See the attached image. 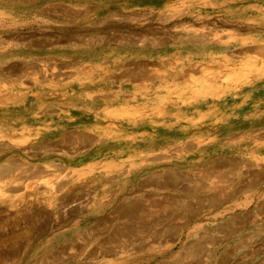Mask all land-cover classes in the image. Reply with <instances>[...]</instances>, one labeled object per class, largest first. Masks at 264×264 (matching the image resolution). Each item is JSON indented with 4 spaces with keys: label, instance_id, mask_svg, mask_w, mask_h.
Returning a JSON list of instances; mask_svg holds the SVG:
<instances>
[{
    "label": "rangeland",
    "instance_id": "1",
    "mask_svg": "<svg viewBox=\"0 0 264 264\" xmlns=\"http://www.w3.org/2000/svg\"><path fill=\"white\" fill-rule=\"evenodd\" d=\"M100 2L113 6L107 11L100 10L99 13L91 16L92 21L107 17L117 20L123 18V14H128L142 18L143 23L151 22L152 28L162 30V32L160 31L162 36L174 32L182 36L183 41H179L177 38H174L176 41H173L170 35L169 40L163 44L147 45L149 47L146 46L142 50L151 52V55L143 56L147 59H134L155 62L154 65L149 64V67H159V71L169 67L177 68L176 70L182 68L183 72L185 70L188 74L185 79L179 80L178 89H184L179 98L169 95L165 91L163 86L166 81L162 78L150 80L146 85L139 84L137 86L138 81L132 82L127 77L117 78L111 75L119 74L125 68L133 67L128 64L120 66L119 69L111 67L112 70L109 69L110 67L106 68V63L96 66L93 69V72L95 71L93 81L84 84H78L68 78L63 79V76H60L63 80H58L57 87L51 88L48 85L35 83L33 77L38 76L42 79L47 76L45 74L46 66L40 64L39 61L48 62L49 66L52 63L57 65L56 71L59 69L67 71V68H60L63 61L76 60L98 64L105 60L99 59L104 55L100 50L105 51L106 48L105 53H107L109 50L107 48H112L114 43L107 45L101 41V45L97 46L95 50L89 51L90 57L86 56L84 50H80L79 53L61 49L47 51L46 44V41H49L46 39L50 38V36L47 37V33L52 32L57 37L64 35L60 30L61 24L65 23L60 18L63 10L82 9L84 6L93 7ZM121 4L126 7L121 9ZM177 8H181L184 12L200 13L202 18L199 20L201 21L187 15L185 21L189 27L181 32L175 31L174 28H170L166 24L163 25V17H169ZM41 9L49 10V14H38L37 11ZM0 10L11 15V17L7 16L3 19L5 22L3 26L0 25V97L4 93L9 97L4 104L0 102V164L7 165L13 176H18L20 172L19 169H16L18 167L13 163V160L29 165L44 166L45 164L49 166L47 171L49 174L45 178H54L55 176L58 178L55 179L63 182L61 179H71L73 174L72 176L77 177L71 180V186L73 188L84 187L74 191L71 194L72 201L64 204L59 201L57 203L46 201L44 197L47 193H43L38 199L32 201L25 200L24 203L21 201V196H13L18 201V206L23 204L25 211L28 208L27 213L30 209L35 210L36 208V210L44 209V213L41 210L43 214L36 218L32 224L25 223V221L19 222L21 218L4 221L5 224H0V236L17 230L22 222L30 228L38 227L47 230L49 236L42 235L37 238L36 242L30 245L26 253L23 254L25 255L23 257L21 256L23 247L19 249L20 241H15L16 243L0 241V264H26L28 261H30L29 264H39L36 262L38 254L50 253L48 239H64L70 235L68 222L60 220V213L63 210L76 209L77 206H79L78 210L81 208L80 211H77L78 216L71 224L75 227V236L82 234V239L91 237L89 235L91 227L98 223L97 220L101 215L99 211L104 208L103 206H106L104 202H110L108 205L110 208L108 206L107 208L111 211L118 206H129L135 199L142 200L150 207L152 205L145 197L148 194L153 195L157 201L161 200L164 193L177 194L179 191L177 189L163 190L154 185L143 184L145 178L161 179L164 170L184 173L194 180V183L203 182L209 186L213 181L202 175L201 168L205 164H210L211 161L214 162L216 157L229 158L238 162L236 165L221 168L219 174H224V177L218 186L226 189L229 187L235 189L241 186L245 192L240 195L235 194L236 198L224 206L213 205L214 207L209 206L211 203L207 201L206 197L212 191L208 193L205 190L189 192V196L187 194L185 198H188L196 207L192 206L184 211L186 214L199 213L198 220L203 222L221 223L228 219L245 222L248 224L243 237L245 240L233 238L227 240L222 231L214 232L216 240L211 238L212 234L206 233L205 237L199 236L196 239L204 244V251L198 255L184 257L178 264H264V73H262L264 64L260 60L257 61V57H255L262 55L245 51L256 46H262L264 49V0H32L30 3L22 4L18 1L12 3L0 0ZM151 15L152 18H156H148ZM14 20L16 22L14 24L9 22ZM9 24L11 27H6L10 26ZM108 28L118 30L112 26ZM117 30L110 29L109 31L115 34ZM201 30L205 32H201ZM207 31L211 32L210 38L215 34L220 37L221 41H218L217 38H204L192 42L189 39L193 33H207ZM6 36L11 38L7 39ZM51 38L55 39L56 37L51 36ZM14 42L18 43V47L12 45ZM37 42L40 43L37 44ZM67 43L69 42H57L61 46L67 45ZM32 49H40L42 53ZM126 49H120L115 55L120 52H128L135 57L134 48L131 51ZM158 55L161 56L158 57ZM108 58L110 57L106 59ZM168 59H173L175 63ZM243 62H251L252 66L250 63L243 66ZM28 63L30 67L22 71L17 70ZM195 64L204 66V69L199 71L195 68L197 67ZM211 69L217 77L218 75L221 77L220 74L225 73L223 75L228 78L232 74L233 76L229 77L231 82L229 79L219 82L207 79ZM208 70L210 71L208 72ZM87 75L82 74L80 77L84 78ZM106 76L107 78H105ZM195 79H197L196 82H194ZM49 82L46 80L44 83ZM64 82L70 84L62 86ZM169 83L173 88L175 87L173 84L177 82L169 79ZM136 87H144L146 89L144 94L147 96L136 92ZM205 89L209 91L207 96L196 95ZM115 90L119 92V96L113 102L104 99V92L109 94L116 92ZM37 92H44V95L39 97L35 94ZM132 95H135L136 98L134 99ZM160 95H165L166 98L171 97L176 101L175 103L168 102L167 107L163 108L160 104L162 102ZM191 100H194L193 104H191ZM125 102L138 107L137 110L129 113L137 121L132 124L125 117L118 118L114 120L118 126L116 128V126L110 125L114 116H109L111 114L105 113L104 110H109ZM177 115L182 118H177ZM181 128H186L187 133L181 131ZM79 133L87 134L90 141L86 140L87 137H77L80 135ZM197 142H199L198 146L195 144ZM189 145L193 147L189 148ZM49 146L52 148L50 149ZM32 151H34L33 154H30ZM78 151L80 152L77 153ZM112 163L121 165V168L118 167V170L105 168L108 166L107 164L112 166ZM50 170L53 171L50 172ZM76 173L79 174L76 175ZM68 174L69 176H67ZM65 177L68 179H63ZM12 179L15 177L10 178V183H6V187L15 184V182H11ZM55 179H52L53 185L60 183ZM77 181L81 183L77 184L79 183ZM101 181H103L102 184ZM184 182L186 181L184 180ZM2 184L3 180L0 182V186ZM44 186V183L40 184L41 189L46 188ZM53 189L55 188H52V191ZM23 190L16 193L20 195ZM64 191H57L55 194L60 195ZM79 197L83 199L81 203L78 201ZM16 207L9 203L0 204V215L11 218L13 217L11 215L17 211ZM92 209L98 210V213H93ZM184 219L187 220L186 215L180 218V220ZM119 223V221L112 223V226L108 228V233H114V226ZM202 240H205V243ZM234 244L237 247L234 253L221 254L223 249L234 246ZM180 246V242L177 241L174 252L180 251ZM16 250L17 252H15ZM67 251V254L64 253L65 255L73 250ZM18 255L19 257H17ZM162 259L155 257L146 261L134 260L130 264H159L163 262ZM170 261L167 257L164 259L166 263ZM170 263L176 264L172 261Z\"/></svg>",
    "mask_w": 264,
    "mask_h": 264
},
{
    "label": "bare ground",
    "instance_id": "2",
    "mask_svg": "<svg viewBox=\"0 0 264 264\" xmlns=\"http://www.w3.org/2000/svg\"><path fill=\"white\" fill-rule=\"evenodd\" d=\"M6 1H11L12 3H14L15 1H18L19 3L22 4V3H30L32 0H6ZM134 1H136V0H134ZM111 6H113V5L100 2V3H97L96 5H93V7H90V6L85 7L84 6V8H82V9L81 8H79V9H65V10H63L62 14L60 15V18L65 22L64 24H61L62 26L60 27V30L63 31L64 35L61 37H57L52 32H49L46 35H47V37L50 36V38L46 39L44 37L46 40H49V41H46V44L48 46L47 51H52V49H61V50H65V51L69 50V51H72L75 53H79L80 50H84L86 52V56H89V57H90L89 51H91L93 49L95 50L97 48V46L101 45V41H104L102 43L107 44V45H111L114 43V45H112V48H107V49H109L107 53H105L106 48H105V51L100 50L101 52H103L104 55H102V57L99 59H101V60L105 59V60H103L104 62L101 61L98 64H92V63L87 62V61H82V62H78L76 60H69L68 62L63 61V63L60 64V68L61 67L67 68V71L60 70V69H59V71H56V69H58L57 65L52 63V65L49 66L48 62L42 63L39 61L40 64L46 66L45 74L47 76H44L45 78H42V79H40L38 76L33 77V78H35L34 79L35 83L40 84V85H43V84L48 85L49 87L53 88V87H57L56 85L59 83V81L63 80L64 78H68L71 81H76L78 84H84L85 82L93 81V79L95 77V75H94L95 71L93 72V69L96 66H102V64L106 63L105 64L106 68L110 67L109 69L112 70V68L119 69V68H121L120 66H124L125 64H128V65H132L133 67H128L127 69L125 68L119 74H116V75L111 74V75H114V77L116 76L117 78L124 76V77H127V79L131 80L132 82L138 81L136 83L137 86L139 84L146 85L150 80L162 78L163 80L166 81L165 82L166 84L163 86L166 89L165 91L168 92L169 95H175L177 98H179L184 92V89H182V88L178 89V87H179L178 85L180 84L179 80L185 79V76H187L186 74H188V73L185 70L183 72V71H181L182 68H180L179 70H176L177 68L173 69L174 67L168 66L169 67L168 69H165L163 71H159V67H149V64L154 65L155 62H152V61L147 62V61H142V60L136 61L134 59H141V58L147 59V58H144L143 56L151 55V52L148 53V52H144V50H142L143 48H146L147 45L158 46L160 44L167 42L170 37H172L173 41H176V40H174V38H177V40H179V41H183L184 39L182 38V36H179L178 33H176V32L170 33L171 36L169 35V33L166 34L165 36H162L160 33V31L162 32V30H159L157 28H152L150 26L151 22L143 23L142 18L137 17V16H129L128 14H123L124 15L123 18H118L117 20H114L112 18L107 17L105 19H101V20L98 19V20L92 21L91 16L95 15L96 13H99L100 10L107 11L110 9ZM46 7H47V5H46ZM125 7L126 6H123L122 4L120 5L121 9H124ZM170 9H172V7H170ZM166 10H168V9H166ZM48 11L49 10H47V9H41V10L37 11V13L40 15H45V14H49ZM91 11H92V13H91ZM151 11H153V10H151ZM158 12H159V10H158ZM187 15H191L188 17H193L194 19H198V20L200 18H202V17H200V13L194 14L192 12H184L181 8L180 9L177 8L173 11V13L169 17H163L162 23H163V25L166 24L167 26H170V28L171 27L174 28L175 31L178 30L179 32H181L182 30L184 31L185 29H187V27H189V25L186 24V21H185V17H187ZM7 16L11 17L10 14L7 15L0 10V18H1L0 22L2 21L0 23V25L3 26V24L5 23L3 19ZM206 16H209V15H206ZM113 17H114V15H113ZM149 17L151 19L156 18V17L152 18V15L148 16V18ZM199 21H201V20H199ZM229 21H231V20H229ZM9 22H11L12 24L16 23L15 20L9 21ZM48 23H49V21H48ZM207 23H209V22H207ZM34 24H36V23H34ZM31 25H32V23H31ZM43 26H41V27H43ZM111 26L118 28V30L113 29V28H108ZM6 27H11V25L10 26L7 25ZM258 28H260V27H258ZM110 29L114 30V31L117 30V33L112 34L109 31ZM202 31L203 30H201V32ZM203 32H205V31H203ZM54 33H56V32H54ZM210 33L211 32H209V31H207V33H200V32H198V34L193 33L192 35H190L189 39L192 42H197V41H200L201 39H204V38H210L209 37ZM214 33H215V31H214ZM51 36H54V38L55 37L56 38L52 39ZM216 36L217 35L213 34V36H211L212 38H210V39H216L217 38L218 41H221L220 37L219 36L216 37ZM6 38L9 39L11 37L6 36ZM58 41H64V42L66 41L69 43H67V45L61 46V45L57 44ZM39 43L37 42V44H39ZM12 45H16L18 47V43L14 42V43H12ZM147 47H149V46H147ZM125 48H127L126 50H130V51L134 48L135 49V57L131 56L128 52H126V53L120 52V54L118 53V55H115L116 52L120 51V49L123 50ZM32 50L42 53V51H40V49H38V50L32 49ZM245 51H247V52L249 51L251 54L256 53V54L262 55L261 57H258V56H255V57H257V61L260 60L262 62V64H264V49L262 48V46L252 47V48H249V50L247 49ZM43 52L45 53L46 51H43ZM159 56H161V55H158V57ZM107 57H110V58H108L110 60L106 59ZM258 58H260V59H258ZM94 60H95V58H94ZM172 60L168 59V61H170V62ZM173 62L175 63L174 60H173ZM247 63L248 64L250 63V65H251V62H243L242 65L244 66ZM158 64H160V63H158ZM233 66H236V65H233ZM28 67H30L29 63L24 65V66L22 65L17 70L22 71ZM203 67L197 66L195 68L199 69V71H200ZM106 68H104V69H106ZM171 69H173V70H171ZM17 70H15V71H17ZM209 71L210 70H208V72ZM233 73H235V72H233ZM262 73H264V72H262ZM82 74H88V75H87V77L81 78L80 76H82ZM223 74H225V73H223ZM223 74H220L221 77H219V75L217 74L218 75V77H217L215 74L212 73V69H211V73H208L207 79H209L211 81L218 80L217 82H219L220 80L221 81L226 80V79L228 80L229 77L232 75V74L230 76L228 75L229 77L227 78V76L226 75L224 76ZM189 75H190V73H189ZM222 75L224 78L222 77ZM60 76H63V79H61ZM109 77H110V75L108 76V78ZM236 77H237V75H236ZM105 78H107V76ZM237 78H239V77H237ZM169 79H173V80H175V82H177L176 84L175 83L173 84V85H175V87L172 88L171 84L169 83ZM46 80H48L50 82L45 84L44 82ZM196 81H197V79L194 80V82H196ZM235 81H237V80H235ZM230 82H231V80H230ZM69 84L70 83H68V82H64L62 86H66ZM135 89H136L135 90L136 92H141L140 93L141 95L147 96L144 94L146 91V89L144 87H136ZM210 89H212V88H210ZM35 94L38 95L39 97H41L44 95V92H37ZM157 94L158 93L156 92V95ZM208 94H209V91H207V89H205V90L199 91V93L196 95L207 96ZM103 95L105 96V98H104L105 100H107L109 102H113L116 99V97L119 96V92L116 91V92H112L109 94L108 93L105 94V92H104ZM132 96L134 99L136 98L135 95H132ZM164 96L160 95V101H162L160 104L162 105L163 108L167 107L168 102L175 103L176 100L174 101L173 98H171V97L166 98ZM191 98L193 99V97H191ZM7 99H9V97L7 94L4 93L2 95V97H0V102L4 104V102H6ZM183 102H185V101H183ZM190 102H191V104H193L194 100H191ZM154 107H156V106H154ZM137 108L138 107L136 105L133 106L132 104L130 105L128 102H125V103L119 104L116 107H112L109 110H104V112L111 114L109 116H114V119L111 121L110 125L116 126V128H118V126L116 125V123L114 121L115 119H118V118L125 117L131 123L132 122L134 124L136 123V121H137L136 118H134V116H132L131 114L129 115V113L131 111L137 110ZM160 111H163V110H160ZM157 115H159V114H157ZM177 118H182V117L177 115ZM239 122H241V121H239ZM180 130L183 131L184 133H187L186 128H181ZM79 134L80 135H77V137H81V138L87 137L86 140L89 139L88 138L89 136H87V134H84V133H79ZM96 137H98V136H96ZM116 137L121 138L119 136H116ZM128 137H130V136H128ZM89 141H90V139H89ZM195 144L198 146L199 142H197ZM192 147H193L192 145H189V148H192ZM51 148L52 147H50V149ZM181 149H182V147H181ZM33 152L34 151H32V153H30V154H33ZM79 152L80 151H78L77 153H79ZM13 163H15L17 165L18 168H16V169L20 170L18 176L11 175L12 172L11 173L9 172L10 169L7 167V165L0 164V182L3 180V184H2V186H0V204L9 203L10 205H13L14 207H16V206H18V201H16V199L13 196H21V198H22L21 201L24 203L25 200H31L32 201L34 199H38L43 193H47V195L44 197L46 199V201H48L50 203H57L59 201L60 203L64 204V203H68V202L72 201L71 194L74 191L81 190L84 188L83 186H79L78 188H73V186H71V184H70L71 180H73L74 178L77 177L75 175L72 176L73 174L71 175V179L66 178L67 176H69V174L67 176L64 175L66 177L63 179H68V180H62L61 179V181H63V182H60V180L58 181L57 180L58 178L55 176H54V178H50V177L45 178V176H47L49 174V172H47L49 170V166H47L45 164H44V166L36 165V164L35 165H33V164L29 165L26 163L16 162V160H13ZM237 163L238 162L234 161L233 159L222 158V157L217 158L216 157L214 162L211 161L210 164H208V165L205 164L201 168L202 169L201 170L202 175H204V177H206L208 179H212L211 181L214 182V183L210 182L209 186L203 182L194 183V180H192L189 176L184 175V173H174L170 170H164L163 175L162 174H161L162 176L160 175L162 177L161 179H156V180H154L155 178L154 179H152V178L143 179L144 180L143 184L154 185V186L160 187L163 190H168V189L176 190L177 189L179 191H177L178 193L175 195L171 194L172 196L164 193L161 200H158V201L153 198V195L152 196L149 194L146 195L145 197H147L149 199V201H150L149 203L152 205L150 207H153V208H150L149 204H146L142 200L135 199L134 201L131 202V204H129V206L128 205L123 206V207L118 206L117 208H114L111 211V209H109L110 206H108V205H110V202L109 203L104 202V205H106V206H103L104 208L100 209V211H99L101 213V215L97 220L98 223L94 226H92V224H91V226H92L91 227V233L89 234L91 237L81 239L82 234L80 236L79 235L75 236V234H76L74 232L75 227L73 226V224H71V222H74L76 216H78L77 211H80L81 208H80V210H78L79 206H77L76 209L70 208V206H69V208H70L69 210L61 211V213H60L61 219L60 220H62L64 222H68V225L70 226L68 229V233H70V235L64 239H62V238L61 239L60 238L48 239L47 242H48V245L50 247V253H39L38 254L39 256L37 257V259L35 258L36 262H38L39 264H45V263L46 264H130L134 260L146 261V260H149L151 258L161 257V258H163L162 259L163 262L159 263V264H171L170 263L171 261L173 263L178 264L183 260L184 257H187L189 255H198L204 251V244L196 241V239L199 236L205 237L206 233L212 234L211 238H214L216 240H217V238L214 234V232H216V231H222L223 236L227 240L231 239V238L245 240L243 237L245 234V230L248 228V224L245 222L238 221L236 219L234 220L232 218H231L232 220L228 219L227 221H224L221 223H211L210 221L203 222L201 220H198L199 216H200L199 213L194 212V213L186 214L184 211L188 208H191L192 206L196 207L192 204V202L188 198H185V196L189 192L192 193V192H198L200 190H205L208 193V192L212 191V193H208L207 196L205 195L207 197V201L211 203L209 206H213V205L214 206H224L226 203H229L230 201H232L233 198H236L234 196L235 194L236 195L237 194H239V195L243 194L245 192V190L242 189L241 186L236 187L235 189H233L231 187H229V188L227 187L228 189L220 188V186H218V183H220V181L224 177V174H219V172L221 173V168L224 166H228V165L229 166L230 165H236ZM107 165L108 166H106L105 168L110 169V170L112 168H116V170H118V167L121 168V165H117L114 163H112V166H110V164H107ZM124 165L126 166V164H124ZM11 169H13V168H11ZM53 170H50V172ZM249 171H251V170H249ZM223 173H225V172H223ZM78 174L76 173V175H78ZM6 177H8L9 179H5ZM12 177H15V179H12L11 182L12 183L15 182V184L14 185L11 184V187H8V186L6 187V185L10 183L9 181H10V178H12ZM55 178H57V179H55ZM52 179H55V181H58L60 183L53 185ZM184 180L186 182H184ZM77 182H79V181H77ZM41 183H44L45 184L44 187H46V188L41 189L40 188ZM80 183L81 182H79L77 184H80ZM100 183L102 184L103 181H101ZM52 188H55V189H53V191H52ZM21 189H24V190L22 191V193L20 195H19V193H16ZM62 190H65L64 193H62L60 195L55 194V192L62 191ZM27 191H29V192H27ZM157 192H159V191H157ZM188 196H189V194H188ZM21 198H18V199H21ZM82 200H83L82 197H79L78 201L80 203L82 202ZM120 204H122V203H120ZM107 206L109 208H107ZM18 207H16L17 211H15L14 215H11V216H13L11 218L9 216L3 217L2 215H0V224L1 223L5 224L4 221H10L12 218H14L16 220L21 218V220L19 222L25 221V223H28V224L31 223L32 224V222L36 218H39L44 213V211H43L44 209L42 210V208H41V210L43 211V213L41 210H36L37 208L35 210L30 209L29 212L27 213L26 211L28 210V208L25 211V206L23 204L21 206H18ZM180 207H181L182 211L180 210ZM92 212L98 213V210L92 209ZM13 213H14V211H13ZM184 215L187 216V220H185V219L180 220V218ZM115 221L116 222L119 221L120 223L116 226H114V224H113L114 233H108L109 226H112V223H115ZM58 222H56V223L58 224ZM23 223L24 222H22V224L20 225V228H18L15 231H12L10 234L6 233L5 235L1 234V236H0V241H2V240L6 241V242L7 241H13V242H15V241L19 242L20 241L19 249L21 247H23V250L21 251L22 257L25 256L23 254L26 253V250L29 249L30 245H33L36 242L37 238H39L42 235H47V237L49 236V233L46 232L47 230H45L43 228H38V227H36L35 229L30 228V226H27L25 223H24L25 224L24 225ZM111 229H112V227H111ZM59 234H60V232H59ZM246 234H249V233H246ZM177 241L180 242V244H181V246H180L181 250L174 252V249L177 246ZM233 243H235V242H233ZM237 243H239V242H237ZM242 244H244V242H242ZM89 246H90V248L88 249ZM236 248L237 247L234 244V246H230V247L223 249L221 251V254L227 255L230 253H234ZM86 249H88L87 252H85ZM67 250L68 251L73 250V251L70 252L68 255H65V254H67L66 253ZM15 252H17V250ZM14 254H16V253H14ZM19 255H20V253H19ZM19 255L17 257H19ZM82 255H84V256L82 257ZM22 257H21V260H22ZM166 257L171 260L169 263L164 262V259ZM29 262L30 261L26 262V264H29Z\"/></svg>",
    "mask_w": 264,
    "mask_h": 264
}]
</instances>
